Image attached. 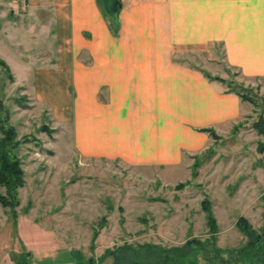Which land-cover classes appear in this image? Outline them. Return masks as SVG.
Returning a JSON list of instances; mask_svg holds the SVG:
<instances>
[{"label":"rangeland","instance_id":"1","mask_svg":"<svg viewBox=\"0 0 264 264\" xmlns=\"http://www.w3.org/2000/svg\"><path fill=\"white\" fill-rule=\"evenodd\" d=\"M5 21L0 18V28ZM34 36L17 38L37 50ZM36 50L26 55L31 63ZM17 53L0 33V59L17 62ZM220 58L197 53L178 60L206 67L226 80L225 91L231 86L256 103L243 102L230 122L216 125L217 139L174 134L161 147L158 136H143L139 140L153 146L136 152L117 149L111 137L82 134L90 107L85 88L35 85L29 81L34 72L11 61L16 75L26 77L19 85L0 67V118L7 116L14 128L13 154L24 173L15 207L0 205V264H19L21 256L28 264H110L102 260L107 251L146 244L169 249L190 239L237 248L246 241L236 228L240 217L264 233V155L257 152L263 138L253 128L260 114L264 118V77H246ZM204 200L216 222L213 235Z\"/></svg>","mask_w":264,"mask_h":264},{"label":"crops","instance_id":"2","mask_svg":"<svg viewBox=\"0 0 264 264\" xmlns=\"http://www.w3.org/2000/svg\"><path fill=\"white\" fill-rule=\"evenodd\" d=\"M0 8V33L20 57L0 60L16 83L26 77L12 62L33 71L35 85L85 88L82 134L111 137L120 150L153 146L143 136L161 147L174 134L198 138L234 118L243 102L210 82L206 67L178 60L185 55H220L223 66L264 77V0H0ZM33 32L39 48H23Z\"/></svg>","mask_w":264,"mask_h":264},{"label":"trees","instance_id":"3","mask_svg":"<svg viewBox=\"0 0 264 264\" xmlns=\"http://www.w3.org/2000/svg\"><path fill=\"white\" fill-rule=\"evenodd\" d=\"M0 67L7 73L12 81L13 77L8 66L0 60ZM210 82L226 85V80L203 73ZM226 93L235 94L240 101L255 104V99L244 92H239L233 87H226ZM253 128L263 141L257 144V152L264 155V118L260 114ZM0 205L3 208H14L18 189L24 186V173L19 160L13 154L18 146L14 128L8 124L7 116L0 118ZM200 133H207L214 139L217 136L213 129H199ZM193 174L198 168L194 159L191 166ZM183 186V185H181ZM202 210L207 215V226L210 234H214L216 222L210 215V203L204 200L201 203ZM236 228L244 235L246 241L237 248L219 249L214 247V242H202L197 239L186 241L181 247L163 249L162 247L146 244L137 249L129 246L107 251L103 261L110 258V264H264V233L254 231L246 219L240 217L236 222ZM213 240V239H212ZM19 258V264H28L24 257ZM199 258V259H198Z\"/></svg>","mask_w":264,"mask_h":264}]
</instances>
